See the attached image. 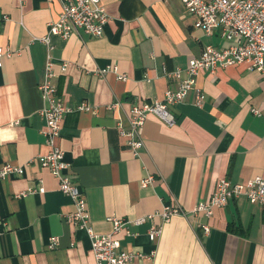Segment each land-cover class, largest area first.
<instances>
[{"label":"crops","instance_id":"1","mask_svg":"<svg viewBox=\"0 0 264 264\" xmlns=\"http://www.w3.org/2000/svg\"><path fill=\"white\" fill-rule=\"evenodd\" d=\"M101 3L110 17L101 38L50 36L49 52L41 39L58 20L60 1L0 0V170L26 167L22 175L0 178V264H96L88 234L65 219L75 211L72 200L38 159L48 153L38 85L49 55L58 94L74 109L62 122L59 145L96 234L112 231L111 217L134 221L166 205L189 212L212 198L221 178L234 184L264 178V115L252 113L264 111V77L246 64L201 72L204 107L193 105L191 93L171 107L174 125L150 114L144 148L134 156L120 128L128 129L131 107L162 102L176 85L167 72L185 69L208 45L227 43L219 31L207 36L196 29L180 0ZM82 104L91 110L78 111ZM150 176L155 182L143 187ZM41 186L43 194L18 198ZM152 226L162 227L155 243ZM126 227L132 235H119L123 250L144 255L132 264H264V207L244 198L211 218L193 214L164 223L156 216ZM50 238L58 239L54 250Z\"/></svg>","mask_w":264,"mask_h":264},{"label":"built area","instance_id":"2","mask_svg":"<svg viewBox=\"0 0 264 264\" xmlns=\"http://www.w3.org/2000/svg\"><path fill=\"white\" fill-rule=\"evenodd\" d=\"M61 14L57 21L49 25L48 35L41 39L49 47L50 36H59L64 40L69 39L74 33L83 32L94 38H101L104 28L110 20L101 0H59ZM189 15L195 18L194 27L203 31L207 36L219 31L221 38L227 43L226 47L217 48L206 46L199 58L189 61L185 69H176L167 72L166 77L174 81L176 85L168 88L162 102H145L134 104L131 107L129 127L121 135L127 139L134 156L138 157L144 148L142 139L144 125L150 114L156 115L167 125H174L176 118L171 107L186 102L188 96L193 93V105L202 109L206 103L205 93L197 88V78L201 72L214 74L219 69H226L246 64L249 71H256L264 77V0H180ZM51 55L48 56L45 69V77L38 85V91L45 107L41 115L46 121V137L48 153L38 156L41 167L48 170L58 181L59 190L69 197L75 211L65 216L67 223L84 230L92 245V253L96 264H132L134 259L143 258L142 253L126 252L118 238L121 233L132 235L127 230V225L136 226L146 223L148 220L159 216L164 223H168L173 217H190L193 214H203L211 218L215 209L226 207L230 201L244 198L251 204L264 207V178L256 177L244 183H232L226 178H221L217 188L208 202H200L193 210L187 212L178 207L164 206L162 211L126 222L117 217L108 220L112 223V231L108 234H96L90 225V213L84 194L73 183L72 177L67 173L71 169L70 164L64 161V151L59 145L62 132V122L65 116L74 109L67 106L58 94L54 85V78L58 74L54 71ZM68 66L64 64L61 73L65 74ZM111 68V67H110ZM114 72L117 68H113ZM106 71H103L105 73ZM125 81V76H118ZM118 105L110 106V109ZM78 111L91 110L86 104L76 108ZM255 116H263L264 111L252 109ZM16 122L14 125H18ZM25 166L6 164L0 170V178L9 174H24ZM155 182L153 176L142 181V186L147 187ZM39 192L43 194L44 188L24 194L18 198L26 197L29 193ZM206 234L210 232L208 226H203ZM162 235V227L152 226L149 231V239L157 242ZM58 246L57 238H50L49 249L54 250Z\"/></svg>","mask_w":264,"mask_h":264}]
</instances>
